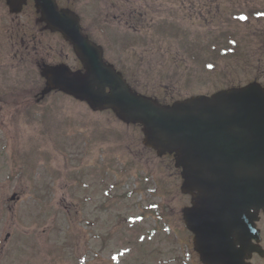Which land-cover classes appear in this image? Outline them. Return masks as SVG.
<instances>
[{"label": "rangeland", "instance_id": "1", "mask_svg": "<svg viewBox=\"0 0 264 264\" xmlns=\"http://www.w3.org/2000/svg\"><path fill=\"white\" fill-rule=\"evenodd\" d=\"M257 59L258 57L252 59L249 72L246 66L236 70L232 80H251L259 69L258 74L264 81V60L258 64ZM227 81V73L221 70L219 82ZM215 88L211 84L202 87L200 92H211ZM59 97L57 106L59 113L68 114L65 118L52 116L47 123L29 119H0V245L9 234V264H133L130 252L122 256L123 251L130 250L131 245V233H125L126 230L138 232L144 241H149L147 236L151 234L150 243L141 245L140 264H178L177 258L180 257L184 238L179 220L182 199L180 196L170 199L172 192L178 190L179 185V177L171 158L158 160L152 153L144 150L139 128H126L109 113L99 115L98 119L97 115L82 103L75 104L64 96ZM90 123L95 124L97 128L104 125L108 138L107 181L103 189L95 186L92 192L87 190L89 196L80 199L82 202L87 200L89 206L81 217V225L75 222L73 226L71 218L48 216L43 210H38L34 198L42 194L44 187L50 188L51 190H45V193L52 197V208L58 209L57 205L63 193L67 194L69 191L54 190L49 183L45 184L48 177L43 181L42 176L64 173L63 170L55 168L52 162L59 157L60 151L69 148L66 138H63L65 129L72 128L75 131L73 134L83 133L80 138L88 139V136L79 130L86 132V129L91 127ZM15 129L30 130L29 133L31 129L41 131L36 136H27V133L24 137ZM12 130L17 137L11 136ZM103 134H91L90 138L99 141ZM12 139H16L14 143ZM126 144L131 148L128 149ZM95 145L97 144L89 141V147ZM12 152L14 154L9 157ZM76 153L77 149L73 152L75 175L84 177L89 182L98 172L94 176L90 175V168L86 164L89 154L87 150L82 156ZM11 162L15 166H12ZM119 178L121 186L117 188ZM92 185L94 183L90 184ZM12 194L19 198L17 202H9ZM28 194H31V198L27 197ZM76 195L82 196L83 193L77 191ZM93 199H105L106 211L101 212L100 206L92 204ZM42 207L41 205L40 208ZM88 223L89 226L85 229ZM120 227H124L121 229L123 233H117ZM44 231L45 234L41 236ZM99 236L103 237L102 244L99 242ZM124 237H127L126 243L122 242ZM16 243H25L23 248H32L38 243L40 253L14 257L13 247L18 245ZM157 251L161 254H158L156 259L147 257ZM165 251L170 253V256L163 257ZM117 255L122 257L115 262L114 257Z\"/></svg>", "mask_w": 264, "mask_h": 264}, {"label": "water", "instance_id": "2", "mask_svg": "<svg viewBox=\"0 0 264 264\" xmlns=\"http://www.w3.org/2000/svg\"><path fill=\"white\" fill-rule=\"evenodd\" d=\"M40 1L47 6V0ZM59 74V81L52 75L48 77L49 88L61 87L76 98L86 100L95 110L113 108L124 119L144 126L147 145L159 153L176 152L177 165L184 168L183 190L200 189L215 180L228 185L229 178L238 171L228 166L231 147L235 145L238 153H246L248 157L253 185L251 201L252 204L259 202L258 188L264 177V97L257 91L243 89L222 93L213 99L200 98L160 107L130 95L113 79L109 82L110 93L106 94L103 87L94 88L90 75ZM237 125L242 129V134H236L239 140L234 133ZM206 162L210 163L203 165ZM211 244L215 252L224 248L227 264L231 253L227 235L218 242L211 240ZM212 260L218 261V257L212 256Z\"/></svg>", "mask_w": 264, "mask_h": 264}, {"label": "flooded vegetation", "instance_id": "3", "mask_svg": "<svg viewBox=\"0 0 264 264\" xmlns=\"http://www.w3.org/2000/svg\"><path fill=\"white\" fill-rule=\"evenodd\" d=\"M69 1V0H68ZM123 1L118 2V13L128 14V21L138 20L140 13L163 12L169 24L168 35H177L183 39L194 40L203 34L204 30H210L215 37L224 35L234 36L235 32L230 27L236 23L235 18L240 15L246 16L249 21L240 30L239 35L245 39L251 38L252 23L260 27L264 19L253 20L256 13L264 14V6L259 0H164V2L134 1V9L123 7ZM59 8H68L76 12L70 5H62L57 2ZM163 5L164 9L149 10L142 6ZM120 20L121 16H116ZM254 28V30L258 28ZM80 28L84 37L91 40L86 28ZM167 49L166 53H169ZM250 50V49H249ZM197 56L186 52L183 61L193 66ZM67 65L72 71H82V66L75 56L72 46L63 39L56 31L49 29L37 15L34 3L26 2L18 13H13L11 6L6 0H0V88L5 82H10L12 89L20 90L13 94L7 88L0 89V102L6 104L8 100L16 103H26L30 99L41 104L45 98L38 96L27 98L33 93L34 73L41 70L44 65L56 66ZM257 81L264 82L260 75ZM30 88V90H28ZM189 206V199L184 209ZM261 241L260 246L264 250V213L259 214ZM184 254L186 264H201L199 257L193 249L192 237L187 236ZM264 260V255H263Z\"/></svg>", "mask_w": 264, "mask_h": 264}]
</instances>
